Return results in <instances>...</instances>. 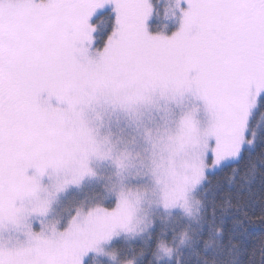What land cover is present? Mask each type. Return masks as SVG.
<instances>
[{"label": "snow or ice", "instance_id": "obj_1", "mask_svg": "<svg viewBox=\"0 0 264 264\" xmlns=\"http://www.w3.org/2000/svg\"><path fill=\"white\" fill-rule=\"evenodd\" d=\"M257 252L264 0H0V264Z\"/></svg>", "mask_w": 264, "mask_h": 264}, {"label": "trees", "instance_id": "obj_2", "mask_svg": "<svg viewBox=\"0 0 264 264\" xmlns=\"http://www.w3.org/2000/svg\"><path fill=\"white\" fill-rule=\"evenodd\" d=\"M253 264H260V256L258 252L256 256L253 258Z\"/></svg>", "mask_w": 264, "mask_h": 264}, {"label": "rangeland", "instance_id": "obj_3", "mask_svg": "<svg viewBox=\"0 0 264 264\" xmlns=\"http://www.w3.org/2000/svg\"><path fill=\"white\" fill-rule=\"evenodd\" d=\"M53 104H55V101H53Z\"/></svg>", "mask_w": 264, "mask_h": 264}]
</instances>
